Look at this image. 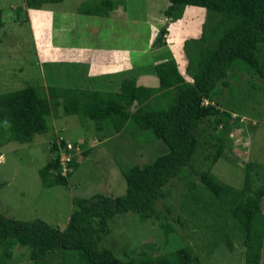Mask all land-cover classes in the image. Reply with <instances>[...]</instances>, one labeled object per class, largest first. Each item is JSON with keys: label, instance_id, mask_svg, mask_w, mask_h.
<instances>
[{"label": "rangeland", "instance_id": "rangeland-1", "mask_svg": "<svg viewBox=\"0 0 264 264\" xmlns=\"http://www.w3.org/2000/svg\"><path fill=\"white\" fill-rule=\"evenodd\" d=\"M92 1L63 0L51 8L55 12L69 14L77 4H81L82 9L92 7ZM167 4V0H128L127 11L137 21L122 23L114 19L100 22L94 30L97 35L93 37L88 34L87 41L105 50L118 48L127 51L129 48L138 51L130 54V57L136 72L139 73L142 70L140 67L146 65L147 70L144 69L139 76L134 75L137 84L145 88L157 87L153 65L169 58L174 60L184 80L190 82L184 74L186 60L182 44L184 40L199 36L205 19L214 23L217 18L208 17L202 8L185 7L179 17L170 21L162 13ZM15 8H20L19 21L15 20ZM24 8L23 0H0L3 22L0 29V94L27 86L35 87L44 96L48 86L113 92L119 90L115 81L118 77L111 80L84 77L70 80L65 67L48 68L45 65L47 61L53 64L52 61L62 58V54L67 56L68 51L59 50L58 46L79 43L75 30L77 25L63 38L62 43L61 32L49 25L52 18L40 22L37 12H28ZM110 14L112 17H123L119 8ZM144 18L149 22L144 23ZM153 20L159 24L157 32H153L150 27ZM56 21L61 25L63 19L57 15ZM39 24L42 29L38 27ZM69 24L74 25L73 20L66 18L65 25ZM162 27L166 29L162 37L163 44L154 45ZM62 32L66 33L64 30ZM125 36L128 38L125 39ZM76 51L70 50L69 54L74 58ZM145 75L151 77L145 78ZM227 75L228 87L219 86L221 95L216 97L220 111L229 115L222 137V152L213 162L212 155L216 148L211 144L215 140L204 137L206 141L198 150L199 153L194 155L193 173L208 170L219 182L239 189L247 164L259 166L258 176L264 171V85L240 72L237 64L228 67ZM135 77L131 76L130 79ZM80 120L75 115L64 116L61 108L57 107L47 118L49 126L45 133L34 135L27 144L9 142L0 146L2 216L19 221L38 219L63 230L72 210L71 197L88 198L93 194L121 196L125 192V182L118 165L130 167L149 164L167 153L165 145L150 138L148 133H138L136 137L120 132L101 137L103 133L94 131L92 122ZM201 127L208 128L204 122ZM61 139L73 150L78 167L72 171L67 187L43 188L38 170L52 156L49 151L51 142ZM86 148H90V151L86 157H82L81 152ZM62 165L64 174L66 169L63 161ZM194 174L188 178L185 171L180 178L171 180L163 188L164 196L157 201L153 211L130 212L110 219L108 234L102 236L100 244L128 264H244L242 236L237 232L230 215L223 210L215 215L214 205L209 208L214 201L202 190L194 197L197 202L195 207L188 203V181H192L196 187L199 185ZM261 209L264 216V198ZM177 218L180 225L174 222ZM27 253L26 248L16 246L10 264H29ZM258 264H264V235Z\"/></svg>", "mask_w": 264, "mask_h": 264}, {"label": "trees", "instance_id": "trees-1", "mask_svg": "<svg viewBox=\"0 0 264 264\" xmlns=\"http://www.w3.org/2000/svg\"><path fill=\"white\" fill-rule=\"evenodd\" d=\"M62 1L23 0V5L38 10ZM167 1L162 13L170 21L179 17L185 7L202 8L208 17L217 18L214 23L205 19L199 36L182 44L184 74L190 82L184 80L169 58L152 68L158 81L155 88L135 86L127 79L121 81L115 93L48 86L44 96L35 87L27 86L0 94V146L9 142L27 144L34 135L45 133L47 118L59 107L64 116L75 115L81 122H92L94 131L103 133L101 137L120 132L129 136L148 133L167 148V153L149 164L118 165L125 182L123 195L71 197L72 210L63 230L38 219L19 221L0 214V264H10L16 246L27 249L29 264H128L100 244L102 236L108 234L110 219L130 212L153 211L171 180L180 178L185 171L188 178L194 174V155L206 141L204 137L215 140L211 144L216 148L213 162L221 154L229 115L220 111L216 97L221 95L219 86L228 87V67L237 64L240 72L264 85V0ZM114 4L112 0H100L80 11L106 17ZM14 14L16 21L20 19V8H15ZM2 26L0 12V29ZM165 33L162 27L153 44L161 46ZM203 122L208 128L201 127ZM49 151L51 158L38 170L41 186L67 187L72 171L78 167L73 150L61 139L51 142ZM89 151L84 149L82 157ZM61 154L69 156L64 174ZM258 167L253 163L245 166L239 189L219 182L208 170L193 175L197 176L198 187L192 181L187 183L190 205L196 206L194 197L202 190L214 201L209 208L214 205L215 215L222 210L230 215L242 236L244 264H258L264 235V171L258 176ZM174 222L180 225L178 218Z\"/></svg>", "mask_w": 264, "mask_h": 264}, {"label": "crops", "instance_id": "crops-1", "mask_svg": "<svg viewBox=\"0 0 264 264\" xmlns=\"http://www.w3.org/2000/svg\"><path fill=\"white\" fill-rule=\"evenodd\" d=\"M99 1L100 0H96V1L94 0V2L92 1V3L90 4H93L95 2L98 3ZM112 1L114 2L115 0H112ZM126 2L128 3V0H116L115 1L116 4H114V6L112 5V7L108 11H106L107 12L106 17L83 14L81 11L84 9L81 8V4H77L75 8H71V11L69 12V14L68 13L61 14V12H55L53 8H51V6L58 4V3L43 5L42 8L38 10L24 8V10L26 9L28 12H31V11L37 12L40 15V18H39L40 22L41 20H45V18H48V19L52 18V22H50L49 25L51 27L53 26L55 30L57 29L58 30V31L56 30L57 32L59 31L61 32L60 37H61L62 43H63V38L67 34L72 32L74 30L73 27L77 25V27H75V30L77 29V39L79 43L74 46L73 45L66 46V44L63 43L64 46L62 47L58 46L60 48L59 50L65 49L66 51H68V53H66L67 56H65V54H62L63 57L62 58L60 57L61 59L59 58L58 60L55 59L53 61L50 60L52 61L53 64H48V61H47L45 65H48V68H51V69H53L54 66H58L59 68L61 66L65 67L66 68L65 73L68 72L69 74L68 78L70 80H72L73 78L78 79L81 77H84L86 79L87 78L88 79L104 78V79L111 80V78L113 79L115 77H118V80H115L117 82L116 83L117 88H119L121 81L127 80V79L132 80L133 82L135 81L134 82L135 86L143 87V85L137 84L138 83L136 82L137 77L135 76L136 75L139 76L141 73H143L144 69L147 70L146 65L141 66L140 68H142V70L138 73L135 71L136 66L134 67L133 62L131 61V57H130L131 56L130 54L132 53L136 54L138 51H133L129 48H127L128 50L126 49L127 51H123V49H118V48L117 49L111 48V49L105 50L103 49L102 46H97L98 44L95 45L91 43L90 41H87L88 34L93 35V37L97 35L96 31H94L95 27L100 25L103 21H106V20L113 21L115 19L117 21H121L122 23H127V21H130V20L136 22L137 19L134 17V15L127 11L129 8L126 7ZM117 8L120 9V12L121 14H123V17L122 15L119 17L111 16L110 13L114 12ZM188 8H192V7H188ZM57 15H60L61 20L63 19V21L61 22L62 23L61 25L57 24V21H56ZM66 18H71L73 20L74 25L72 26H70V24L65 25ZM144 20H145L144 23L149 22L148 19L146 20L144 18ZM156 22H157L156 20L155 21L153 20V23L150 26L153 32H157L156 30L158 29L157 27L159 24H157ZM46 25L48 26V23ZM38 27L41 28L42 26H40L39 24ZM63 30L66 33H63L62 32ZM85 33H87V35ZM127 35H129V33H127ZM131 36L133 37L134 35L131 34ZM126 38H128V36H125V39ZM52 48H55V46L52 45ZM74 49H76L77 51L73 58L69 54V51L74 50ZM66 51H63V52L65 53ZM142 51L143 50H141V52ZM119 57H121L122 59ZM117 59L118 60L121 59V61H118ZM118 62L120 63L118 64ZM157 63H160V62H157ZM131 76L135 77V79L134 78L130 79ZM147 76L145 78H147ZM150 77L151 75L148 76V78ZM154 81L155 82L157 81L156 77L154 78ZM110 85L112 84H109V86ZM157 85H158V81H157ZM64 88H70V87H64ZM149 88H155V87H149ZM91 90H95V89H91ZM97 91L113 92V90H97Z\"/></svg>", "mask_w": 264, "mask_h": 264}, {"label": "built area", "instance_id": "built-area-1", "mask_svg": "<svg viewBox=\"0 0 264 264\" xmlns=\"http://www.w3.org/2000/svg\"><path fill=\"white\" fill-rule=\"evenodd\" d=\"M67 148L69 149L70 147L67 145ZM68 158H69V156L61 154V158H60L61 165H62V161H63V164H65V162H67Z\"/></svg>", "mask_w": 264, "mask_h": 264}]
</instances>
